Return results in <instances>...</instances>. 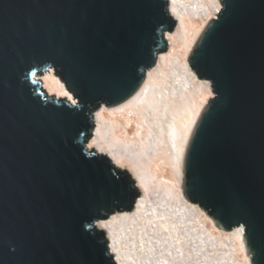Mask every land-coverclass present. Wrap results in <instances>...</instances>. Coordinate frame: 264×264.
<instances>
[{"label":"water","instance_id":"obj_1","mask_svg":"<svg viewBox=\"0 0 264 264\" xmlns=\"http://www.w3.org/2000/svg\"><path fill=\"white\" fill-rule=\"evenodd\" d=\"M189 67L211 85L181 165L189 204L242 226L264 264V0H219ZM176 20L168 0H0V264H116L99 221L129 213V172L87 149L94 115L132 99ZM54 72L75 104L49 95Z\"/></svg>","mask_w":264,"mask_h":264},{"label":"bare ground","instance_id":"obj_2","mask_svg":"<svg viewBox=\"0 0 264 264\" xmlns=\"http://www.w3.org/2000/svg\"><path fill=\"white\" fill-rule=\"evenodd\" d=\"M168 3L176 20L175 31L164 34L170 42L168 53L157 56L132 99L113 108L102 106L94 115L87 149L129 172L141 193L129 213L99 221L96 228L105 233L116 264H249L242 226L220 230L197 205L186 202L181 188L186 148L206 106L199 97L211 89L190 69L189 56L209 21L219 15L221 4L219 0ZM40 80L50 96L75 104L53 71ZM128 111L137 129L133 138L123 139L115 133L120 124L103 117ZM158 159L169 167L174 180L150 170Z\"/></svg>","mask_w":264,"mask_h":264},{"label":"rangeland","instance_id":"obj_3","mask_svg":"<svg viewBox=\"0 0 264 264\" xmlns=\"http://www.w3.org/2000/svg\"><path fill=\"white\" fill-rule=\"evenodd\" d=\"M165 40H166L168 45H167L166 51L163 54H167L169 51V47H170V42L168 41V37L165 36ZM177 53H179V55H180V50H177ZM173 55L174 54H172V56ZM176 56L177 55H175L173 57L175 58ZM203 92H204V94H201L199 99H200L201 103L207 104L208 100L212 99L214 97V95L212 94L211 89H210V92L207 90H205ZM200 93H199V95H200ZM103 119H107L109 122H116V124H120V127L118 129H116L115 133H117L118 136H120V138H123V139H127V138L130 139L134 135L135 130L137 129L136 119L134 118L132 113H130L129 111L119 113V114H115V115H111V116H109V114L107 113L104 115ZM124 120H127L128 123H126L127 121H124ZM125 132H127L128 134L127 133L125 134ZM124 136H126V137H124ZM90 150H92V149H90ZM150 170L153 171L154 173H157L159 176H165L166 178L174 180V174L171 172L169 167L166 166V164H164V162H161L160 159H158L155 163L153 162L151 164Z\"/></svg>","mask_w":264,"mask_h":264}]
</instances>
